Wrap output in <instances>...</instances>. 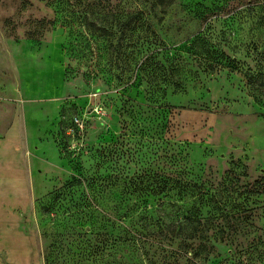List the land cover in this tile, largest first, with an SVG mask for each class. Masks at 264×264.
Masks as SVG:
<instances>
[{
    "label": "rangeland",
    "instance_id": "rangeland-1",
    "mask_svg": "<svg viewBox=\"0 0 264 264\" xmlns=\"http://www.w3.org/2000/svg\"><path fill=\"white\" fill-rule=\"evenodd\" d=\"M110 1L139 7L156 34L145 81L121 82L84 26L106 0H0V143L15 127L21 161L0 178V264H264V194L237 190L264 186V0ZM220 51L237 71L208 68ZM172 64L180 87L163 78ZM140 171L178 184L157 215L174 225L166 252L124 242L112 178ZM212 197L252 212L222 234ZM191 215L217 217L201 260L179 249L196 241L177 236Z\"/></svg>",
    "mask_w": 264,
    "mask_h": 264
},
{
    "label": "trees",
    "instance_id": "trees-1",
    "mask_svg": "<svg viewBox=\"0 0 264 264\" xmlns=\"http://www.w3.org/2000/svg\"><path fill=\"white\" fill-rule=\"evenodd\" d=\"M145 1L149 2L151 0ZM154 1L155 6L168 7L175 0ZM86 8L91 9L92 7L88 5ZM97 9H101L103 15L95 16L92 14L90 17L83 18L84 26L91 37L106 40L110 62H114L110 67L119 71L118 78L123 83H131L137 80L145 81V71L150 66H156L155 58L158 55V45L153 39L156 34L148 25L145 13L139 7L130 5L129 2L122 5V2L113 4L110 0H106L104 5L97 6ZM202 36L205 35L202 34ZM119 60L123 61V64L116 66ZM207 65L211 70L214 67H222L231 71L238 70L236 59H231L223 51H220V54ZM179 68V66L172 64V71L166 75L167 77H163L168 78V83L173 87L182 85L181 79L175 80L177 75L180 76ZM155 81H152V83L156 85ZM151 88L150 85V90ZM147 93L153 98V93L149 91ZM229 173L227 174L229 175ZM115 182H118L121 188L120 210L117 218L123 225H129L132 229V231L127 232L128 237L124 242H128V244L135 247L140 255H146L153 249L166 252L167 249L165 248L170 243L169 237L175 234L174 225L166 223L157 215L170 206L166 200L173 198L172 193L176 190L177 181L174 180L173 182L169 176L160 173L151 174L147 171H140L132 177L117 175L112 178V183ZM236 182L239 183L238 178ZM233 183L232 180L229 181L232 186ZM247 187L249 188V186L237 188L240 195L260 196L264 194V186L260 185L259 182H255L249 191H246ZM181 191H183V187ZM150 198L158 199L157 207L159 210H153L150 207ZM203 198H205V195ZM204 206H212V210L216 212L218 218L223 219L225 227L220 230L222 234L226 233L227 230L240 229V226L245 223L252 212V210H232L226 202L217 201L213 197L206 199ZM196 211L198 214L200 209ZM215 218L217 217L201 219L198 215H191L186 218L185 223H188V225L180 226L177 236H184L187 233L195 237L196 241H191L186 235L185 239H181L179 249L192 252L193 258L198 260L209 257L215 247L207 238V233L209 226H213ZM181 251H172L171 254L187 256Z\"/></svg>",
    "mask_w": 264,
    "mask_h": 264
},
{
    "label": "crops",
    "instance_id": "crops-1",
    "mask_svg": "<svg viewBox=\"0 0 264 264\" xmlns=\"http://www.w3.org/2000/svg\"><path fill=\"white\" fill-rule=\"evenodd\" d=\"M8 136V140L4 143H0V178L6 179L12 175L13 165L15 164L18 168V163L21 161L15 160L17 157V145H18V134L16 133V128L11 129ZM20 169V168H19ZM17 175L22 178V171H16ZM4 186V185H2Z\"/></svg>",
    "mask_w": 264,
    "mask_h": 264
}]
</instances>
